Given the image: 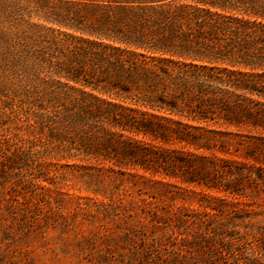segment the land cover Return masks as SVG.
<instances>
[{"label": "trees", "instance_id": "16d2710c", "mask_svg": "<svg viewBox=\"0 0 264 264\" xmlns=\"http://www.w3.org/2000/svg\"><path fill=\"white\" fill-rule=\"evenodd\" d=\"M243 147L264 183V0H0L3 186L80 160L231 191L214 153ZM227 235L264 264V227Z\"/></svg>", "mask_w": 264, "mask_h": 264}, {"label": "rangeland", "instance_id": "374dc122", "mask_svg": "<svg viewBox=\"0 0 264 264\" xmlns=\"http://www.w3.org/2000/svg\"><path fill=\"white\" fill-rule=\"evenodd\" d=\"M16 133L28 138L24 129ZM247 151L214 153L233 172L222 184L234 191L141 169L133 177L102 167L94 178L86 173L102 165L80 160L32 169L35 178L50 170V183L32 182L24 170L27 190L0 184V264H237L220 252L236 244L227 234L234 226L241 233L264 227V183L255 182Z\"/></svg>", "mask_w": 264, "mask_h": 264}]
</instances>
